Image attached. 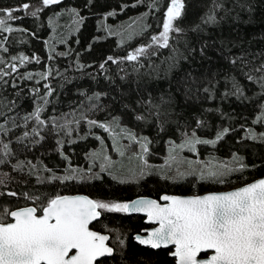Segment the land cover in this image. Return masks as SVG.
<instances>
[{"label": "trees", "instance_id": "obj_1", "mask_svg": "<svg viewBox=\"0 0 264 264\" xmlns=\"http://www.w3.org/2000/svg\"><path fill=\"white\" fill-rule=\"evenodd\" d=\"M168 1L61 0L45 7L42 0H0V8L30 5L27 12L14 13L21 19L8 22V26L24 31L0 32V72L9 73L0 78V179L5 174L8 177L0 184V205L14 209L32 204L24 193H84L106 201L137 195L202 193L228 189L264 174V140L259 139L264 121L257 122L264 111V94L258 84L242 75L239 62L236 66L230 63L232 57L243 56L249 62L244 71L264 63V0H218L223 5L216 10L219 22L208 25L202 24L201 18L212 8V0H183L182 16L174 24L184 31L170 33L169 47L153 44L138 61L125 59L141 46L152 44ZM36 8L42 10L33 17L30 13ZM73 10L79 13L81 23L74 22ZM67 11L72 12L71 25L62 31L60 39H54V17L57 13L68 16ZM134 19L141 21L140 28L129 36L116 35L117 28ZM196 25L201 31H191ZM203 44L207 47L202 56L199 49ZM180 54L187 59H178L166 72L171 57ZM22 55L29 61L21 64L19 59L12 60ZM108 57L123 62L113 63ZM101 64L105 65L103 69ZM49 72L48 79H42L40 74ZM29 73L31 79L26 78ZM189 73L205 83L193 86L187 79ZM225 75L239 80L247 99L222 98ZM213 76L221 82L215 97L209 98L203 87ZM45 85L52 89L51 96H47ZM189 90L191 95L187 94ZM45 96L47 104L42 99ZM169 96L172 103L162 104L161 97L167 100ZM152 105H159V109ZM38 106L44 125L34 118L25 120ZM137 116L146 119L138 120ZM99 124L113 127L112 135ZM225 128L228 133L215 145L197 144L196 151L233 169L243 163V170L224 176L223 183L202 181L198 175H164L169 168L162 161L170 144L193 132L201 140H215ZM249 130L258 138H250ZM25 132L29 134L26 137ZM128 133L139 142L147 138L148 151L143 159L125 154L123 149L131 141ZM112 140L119 144L123 156L115 151V158L110 157ZM104 156L110 158L111 167L101 172V165L107 163ZM234 156L241 159L236 161ZM21 164L22 168L15 167ZM69 168L87 173V178L48 182L53 174L63 176ZM141 169L145 177H133L132 173L138 174ZM38 176L45 182L39 183ZM10 191L19 195L9 197ZM144 226L138 214L103 213L93 227L107 232L109 244L115 249L113 257L103 258L104 264H174V258L168 255L170 249H151L134 240V233ZM119 239L125 242L123 248Z\"/></svg>", "mask_w": 264, "mask_h": 264}, {"label": "snow or ice", "instance_id": "obj_2", "mask_svg": "<svg viewBox=\"0 0 264 264\" xmlns=\"http://www.w3.org/2000/svg\"><path fill=\"white\" fill-rule=\"evenodd\" d=\"M59 3L61 0H42L45 7ZM222 6L218 0H212V8L201 18L202 24L218 23L216 10ZM184 7L183 0H170L163 23V31L159 35L152 36V44L141 46L125 59L138 61L141 56L147 54L153 44L160 48H168L170 33L184 31L174 24L182 16ZM29 8L28 3L16 8H0V32L24 31L8 26V22L21 19L22 17L15 16L14 13L27 12ZM41 10L36 8L30 15L35 17ZM114 14L110 13V15ZM73 15L75 23L82 22L78 12L73 10ZM191 31L199 32L201 26L196 25ZM206 47L207 45L203 44L199 49L202 56ZM7 50V48H3V51L7 52ZM174 51L178 52V50ZM191 51L195 52L196 49L193 48ZM17 59L21 64L29 61V57L23 55L19 58L12 57L13 61ZM36 59L39 62V58ZM178 59H187V57L183 54H180L179 57L174 55L171 57L172 63L165 71H171L176 66ZM108 60L113 63L123 62L113 57H108ZM238 62L241 65L239 71L242 75L248 81L258 84L261 93L264 94V63L244 71L245 65L249 62L245 61L243 56H235L230 59L233 66H236ZM0 63H3L2 59H0ZM104 66L101 64L100 68L103 69ZM11 70L16 71L15 64L11 66ZM6 75L9 73L0 72V78ZM40 75L42 79L47 80L50 72ZM26 78L31 79L32 74L29 73ZM187 79L193 86L197 83H205V81H199L198 78L192 77L191 73L188 74ZM220 82L215 76L206 80L207 86L203 87V92L209 98H214ZM223 82L226 87L221 93L222 98L235 96L238 99H247L244 96L241 83L235 76L225 75ZM45 87L48 88L47 96H51L52 89L48 85ZM187 94L191 95V91L189 90ZM47 96L42 97L45 104L48 103ZM96 98H99V94ZM161 103L171 104L172 97L169 96L167 100L161 97ZM152 107L159 109V105H152ZM41 111V107H36L33 113L25 117V120L34 118L37 124L44 125L46 122L40 118ZM137 119L146 118L137 116ZM260 121H264V111L257 117V122ZM88 123L97 125L96 121ZM98 126L104 128L105 131L109 130L105 124ZM0 130H3V125H0ZM228 131L227 128L220 131L215 140H201L193 132L191 136L185 138L183 143L173 146L170 152L171 161L176 164L180 163L175 154L177 148L180 150L187 148L189 151L195 152L197 144L215 145ZM33 132L39 136L36 129H33ZM28 135L27 132L24 133L25 137ZM249 136L254 140L258 138L251 130H249ZM127 138L133 142H139L132 133H128ZM141 139L143 152L147 153V138ZM259 139L264 140V133L260 134ZM3 148L7 150L8 145L4 144ZM120 155H124L123 151H120ZM139 158L143 159L142 156ZM65 159L67 158L65 157ZM103 159L107 163L101 165V172L105 171L106 167H111L110 158L104 156ZM233 159L239 161L241 158L234 156ZM0 163L3 161L0 160ZM187 163L191 166L192 162L188 161ZM15 167L22 168V164ZM244 167L245 165L241 163L239 168L233 169L227 164H213L209 161L189 173L177 170V176L198 174L202 181L214 180L223 183L224 176L232 171H241ZM132 175L144 178L146 172L141 169L138 174L133 172ZM7 178V174H5V178L0 179V184H4ZM85 178H87V173L69 168L63 176L53 174L48 182L57 180L65 183ZM37 180L39 183L45 182L39 176ZM120 182L124 183L125 181L121 180ZM7 195L16 197L19 194L10 191ZM23 196L32 202L31 206L25 205L11 209L7 205H0V264H104L103 258L113 257L115 249L108 243L109 235L102 234L90 227L94 221L100 220L103 213H144L148 223L158 226L144 230L146 235L137 234L135 241L139 245L151 249L174 246L175 250L170 255L175 257L176 264H264V179L224 193L190 197L162 195L160 201L163 203L147 198H138L129 202H106L100 199H91L86 195H61L59 193L54 195L24 193ZM106 230L111 231L107 229V226ZM124 243L123 239H119L121 248Z\"/></svg>", "mask_w": 264, "mask_h": 264}, {"label": "rangeland", "instance_id": "obj_3", "mask_svg": "<svg viewBox=\"0 0 264 264\" xmlns=\"http://www.w3.org/2000/svg\"><path fill=\"white\" fill-rule=\"evenodd\" d=\"M169 4H170V0L168 1L167 7L169 6ZM167 7L165 9L164 20L166 18ZM66 14L67 15L69 14V15L63 16L61 13H57L54 17L55 21L52 22V27L54 29L52 36L54 39H56V38L60 39L62 31L69 28L71 25L70 22L72 19V16H71L72 12L67 11ZM164 20H163V23H164ZM163 23H162V26L160 27L159 32L156 35H159V33L163 31ZM140 26H141V21L134 19V20L128 21L127 23H124L123 27L121 29L117 28L115 30V32H116V35H119V34L121 35V34L126 33L125 35L129 36L134 31H136V29L140 28ZM107 126L109 128V130H108L109 134L112 135V133L114 132L113 127H111L109 125H107ZM197 138L201 139L200 137H197ZM184 140L169 145L168 154H166L164 156V160L162 161V164L167 165L168 168H169V165H171V168H169L168 171L166 173H164V175L167 174L169 177H172V178H182V177L177 176V170H179L180 172L189 173L193 170L199 169L201 166L205 165V163L209 162V161H211L213 164H227V163L222 162V161L215 162L212 159L207 160V159H205V157L199 156L197 151L192 152V151H189L187 148H185L183 150H180L179 148H177L175 154L177 156V159L180 161V163L179 164L173 163L170 159L171 149L173 148V146H178L179 144L183 143ZM204 140H211V139L208 138V139H204ZM140 141L141 142H139V144H138L139 146L137 145L136 142L134 144L133 141H130V145L127 148L123 149V150H125V154L128 153V154L132 155L133 157H141L142 156L144 158L145 153L143 152V149L141 147V144L143 143V141L142 140H140ZM111 142H113V143H112V147H110L111 148L110 153L113 155H111L110 153H108V154L110 155V157H112V159H114L115 154H117V153L114 154V152L118 151V153H120V146H119V144H116L114 140H112ZM188 161L192 162L191 166H189V164L187 163ZM229 167H231V166H229ZM104 201H106V200H104ZM109 201L126 202V200H108L106 202H109Z\"/></svg>", "mask_w": 264, "mask_h": 264}, {"label": "water", "instance_id": "obj_4", "mask_svg": "<svg viewBox=\"0 0 264 264\" xmlns=\"http://www.w3.org/2000/svg\"><path fill=\"white\" fill-rule=\"evenodd\" d=\"M260 179H264V174L261 175V176H259V177H257V178H255V179H252V180H250V181H248V182H245V183H243V184H240V185H237V186H234V187L228 188V189L210 190V191H205V192H202V193H187V194L161 193L158 197H153V196H150V195H137V196H134V197L130 198V199L127 200L126 202H129V201H132V200H135V199H138V198L155 199V200H157V201H160V197H161L162 195H176V196H181V197H190V196H194V195H207V194H212V193H224V192L233 191V190L238 189V188H240V187L246 186L247 184H250V183L256 182V181H258V180H260ZM61 195H86V196H88L89 198H91L89 195L84 194V193H72V194H61ZM91 199H93V198H91ZM160 202L163 203L162 201H160ZM31 205H32V204H29V206H31ZM21 207H23V206H21ZM14 209H15V208H14ZM132 214H138V215L142 216V217H143V223L147 225V227H143V228L140 230V232L134 234V240H135V236H136L137 234H140V235H146V232H145L144 230H150V229H152V228L158 226V225H155V224L148 223V222H147V217H146V215H145L144 213H132ZM93 230H95V229H93ZM95 231H98V230H95ZM99 232H101V231H99ZM101 233H102V234H107V235H109L107 232H101ZM137 243H138V242H137ZM110 246H111V245H110ZM162 248H163V247H162ZM167 248L170 249L168 255H169L170 257L174 258V264H176V259H175V257H173V256L170 255V253L173 252V251L175 250V249H174V246H171V245H170V246L167 247ZM209 254H210V253H209Z\"/></svg>", "mask_w": 264, "mask_h": 264}, {"label": "flooded vegetation", "instance_id": "obj_5", "mask_svg": "<svg viewBox=\"0 0 264 264\" xmlns=\"http://www.w3.org/2000/svg\"><path fill=\"white\" fill-rule=\"evenodd\" d=\"M159 195H160V194H159ZM159 195H158V196H159ZM158 196H157V197H158ZM153 197H155V196H153ZM126 200H128V199H126ZM94 222H95V221H94ZM94 222H93V223H94ZM144 225H145L144 227H147L146 224H144ZM90 227H91L92 229H95V228L93 227V224L90 225ZM142 228H143V227H142ZM142 228H141V229H142ZM141 229H140V230H141ZM95 230H98V229H95ZM140 230H139V232H140ZM98 231H100V230H98ZM101 232H104V231H101ZM135 233H138V232H135ZM135 233H134V234H135ZM108 243H109V242H108ZM109 245H110V244H109Z\"/></svg>", "mask_w": 264, "mask_h": 264}]
</instances>
